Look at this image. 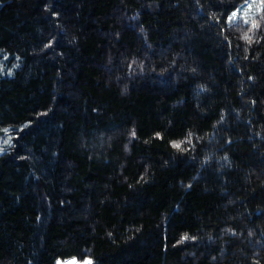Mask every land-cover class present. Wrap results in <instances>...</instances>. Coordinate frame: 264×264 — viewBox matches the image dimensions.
I'll list each match as a JSON object with an SVG mask.
<instances>
[{
    "label": "trees",
    "instance_id": "obj_1",
    "mask_svg": "<svg viewBox=\"0 0 264 264\" xmlns=\"http://www.w3.org/2000/svg\"><path fill=\"white\" fill-rule=\"evenodd\" d=\"M244 1L0 0V264H264Z\"/></svg>",
    "mask_w": 264,
    "mask_h": 264
},
{
    "label": "rangeland",
    "instance_id": "obj_2",
    "mask_svg": "<svg viewBox=\"0 0 264 264\" xmlns=\"http://www.w3.org/2000/svg\"><path fill=\"white\" fill-rule=\"evenodd\" d=\"M263 7L264 0H245L243 3L229 12L228 19L231 21L243 20L247 22L257 12L261 11ZM7 133L8 129L6 128L0 130V154L4 152L5 145H8V143L10 142ZM58 264H96V261L91 257H87L83 260L70 258L64 261H60Z\"/></svg>",
    "mask_w": 264,
    "mask_h": 264
},
{
    "label": "snow or ice",
    "instance_id": "obj_3",
    "mask_svg": "<svg viewBox=\"0 0 264 264\" xmlns=\"http://www.w3.org/2000/svg\"><path fill=\"white\" fill-rule=\"evenodd\" d=\"M176 147H179V145H176Z\"/></svg>",
    "mask_w": 264,
    "mask_h": 264
}]
</instances>
